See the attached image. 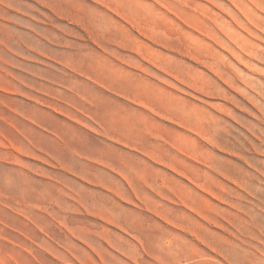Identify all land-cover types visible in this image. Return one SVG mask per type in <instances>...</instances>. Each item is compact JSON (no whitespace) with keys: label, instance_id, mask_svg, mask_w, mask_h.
<instances>
[{"label":"rangeland","instance_id":"1","mask_svg":"<svg viewBox=\"0 0 264 264\" xmlns=\"http://www.w3.org/2000/svg\"><path fill=\"white\" fill-rule=\"evenodd\" d=\"M254 1L0 0V264H264Z\"/></svg>","mask_w":264,"mask_h":264},{"label":"bare ground","instance_id":"2","mask_svg":"<svg viewBox=\"0 0 264 264\" xmlns=\"http://www.w3.org/2000/svg\"><path fill=\"white\" fill-rule=\"evenodd\" d=\"M253 1H254V0H253ZM263 1H264V0H263ZM242 2H244V1H242ZM254 2H256V1H254ZM258 2H259V1H258ZM260 2H261V1H260ZM232 3H234V2H232ZM263 3H264V2H263ZM237 4H239V2H238ZM241 4H242V3H241ZM241 4H240V5H241ZM243 4H245V3H243ZM256 4H257V3H256ZM261 4H262V3H261ZM246 5H247V4H246ZM263 5H264V4H263ZM234 6H235V5H234ZM243 6H244V5H243ZM258 6H259V4H258ZM239 7H240V6H239ZM247 7H248V6H247ZM241 8H242V7H241ZM244 8H245V7H244ZM260 8H261V7H260ZM237 9H238V8H237ZM254 9H255V8H254ZM261 9H263V8H261ZM243 11H244V10H242V12H243ZM240 12H241V11H240ZM242 12H241V13H242ZM247 13H248V11H247ZM256 13H257V12H256ZM245 14H246V13H245ZM248 15H249V13H248ZM248 15H247V16H248ZM256 15H257V14H256ZM219 17H220V16H219ZM221 19H222V18H221ZM221 19L219 18V20H221ZM205 23H206V22H205ZM218 23H219V22H218ZM224 23H225V21H224ZM252 23H253V22H252ZM255 23H256V22H255ZM208 24H209V23H208ZM218 25H219V24H218ZM255 25H256V24H255ZM206 26H207V25H206ZM262 27H263V26H262ZM209 28L212 29L211 31H214V30H215V29L212 28V27H209ZM213 29H214V30H213ZM223 29H224V28H223ZM215 31H216V30H215ZM215 31H214L213 33H215ZM227 32H228V31H227ZM216 33H217V31H216ZM216 33H215V34H216ZM219 34H220V33H219ZM223 34H224V33H223ZM223 34H222V35H223ZM225 34H226V31H225ZM220 35H221V34H220ZM229 35H230V34H229ZM231 36H232V35H231ZM231 36H230V37H231ZM222 37H223V36H222ZM224 37L226 38L225 35H224ZM225 38H224V39H225ZM233 38H234V37H233ZM233 38H232V39H233ZM226 40H228V39H226ZM226 40H225V41H226ZM233 40H234V39H233ZM233 40H232V42H233ZM242 41H243V40H242ZM227 42H228V41H227ZM219 43H223V41H222V42H219ZM224 43H225V45H227L226 42H224ZM224 43H223V44H224ZM235 43H236V42H234L233 44H235ZM228 44H230V41H229ZM235 45H236V44H235ZM228 46H229V45H228ZM230 46H232V49H233V45H230ZM226 47H227V46H226ZM227 48H228V47H227ZM229 48H230V47H229ZM232 49H231V51H232ZM233 50H234V49H233ZM260 51H261V50H260ZM260 51H259V52H260ZM232 52H233V51H232ZM219 53H220V52H219ZM219 53H218V54H219ZM233 56H234V55H233ZM233 56H232V57H233ZM219 57H220V56H219ZM226 60H227V59H226ZM227 64H228V62H227ZM228 65H229V64H228ZM237 71H238V70H237ZM233 72H234V70H233ZM235 72H236V71H235ZM238 72H239V71H238ZM236 74H237V72H236ZM238 74H240V72H239ZM240 75H241V74H240ZM255 88H257V87H255ZM257 89H259V88H257ZM261 97H262V96H261ZM263 97H264V96H263ZM252 98H253V97H252ZM263 99H264V98H263ZM260 102H261V101H260ZM253 104H254V103H253ZM259 104H260V103H259ZM191 112H192V111H191ZM183 113H184V112H183ZM192 113H193V112H192ZM198 115H199V114H198ZM203 115H204V114H203ZM180 116H181V115H180ZM192 116H193V115L191 114V118H192L193 120H194L195 117L197 118V116H195V117H194V116L192 117ZM207 116H209V115H207ZM207 116H206V117H207ZM188 117H189V115H188ZM188 117H186V118H188ZM199 117H201V116H199ZM204 118H205V116H204ZM182 119H184V118H182ZM192 119H191V120H192ZM191 120H190V121H191ZM195 120H196V119H195ZM195 120H194V121H195ZM208 120H209V119H208ZM184 121H185V120H184ZM187 121H188V120H187ZM196 121H197V120H196ZM202 124H203V123H202ZM202 124H201V125H202ZM205 124H207V122H206ZM196 125H197V127L199 126L198 123H196ZM207 126H208V125H206V127H207ZM206 127H203V128H206ZM203 128H202V129H203ZM204 130H205V129H204ZM207 143H208V142H207ZM208 155H209V154H208ZM208 155H207V158H208ZM211 157H212V156H211ZM210 160H211V159H210ZM207 161H209V160H206V162H207ZM192 166H193V165H192ZM193 168H194V167H193ZM192 170H193V169H192ZM195 179H196V178H195ZM195 182H196V181H195Z\"/></svg>","mask_w":264,"mask_h":264}]
</instances>
